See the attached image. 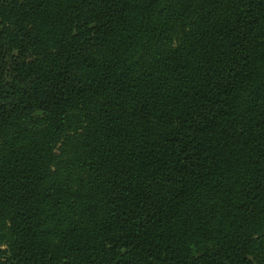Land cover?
Masks as SVG:
<instances>
[{
    "label": "trees",
    "instance_id": "1",
    "mask_svg": "<svg viewBox=\"0 0 264 264\" xmlns=\"http://www.w3.org/2000/svg\"><path fill=\"white\" fill-rule=\"evenodd\" d=\"M0 264H264V0H0Z\"/></svg>",
    "mask_w": 264,
    "mask_h": 264
}]
</instances>
